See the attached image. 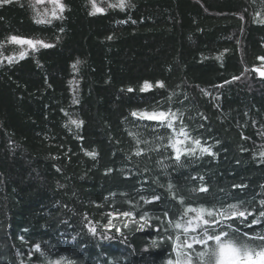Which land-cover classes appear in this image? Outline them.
Listing matches in <instances>:
<instances>
[{
    "label": "trees",
    "instance_id": "trees-1",
    "mask_svg": "<svg viewBox=\"0 0 264 264\" xmlns=\"http://www.w3.org/2000/svg\"><path fill=\"white\" fill-rule=\"evenodd\" d=\"M118 2L0 3V264H200L186 209L233 204L264 247V0Z\"/></svg>",
    "mask_w": 264,
    "mask_h": 264
},
{
    "label": "snow or ice",
    "instance_id": "snow-or-ice-1",
    "mask_svg": "<svg viewBox=\"0 0 264 264\" xmlns=\"http://www.w3.org/2000/svg\"><path fill=\"white\" fill-rule=\"evenodd\" d=\"M11 0H0V3H10ZM43 0H36V3H42ZM50 2L55 3L56 7L59 8L60 12H63L64 6L60 3V0H50ZM126 0H119L117 4L110 5V7H119L123 9L126 7ZM93 8L95 12H102L103 9L97 7L95 4H93ZM57 12L55 9L52 11V16L57 17ZM37 22L43 23L45 22L43 19L38 20ZM10 43L15 44H27L33 48L36 47V45H41L43 47H50L51 45L45 44L43 41H33L28 40L24 38H19L16 36H11L9 38ZM20 57H23L25 55L24 51L20 52ZM9 61H12L13 57H7ZM260 59H264V57H261ZM79 63V62H77ZM76 65H73V68L75 69ZM255 70V69H254ZM262 76H264V73H261ZM162 86V85H161ZM145 87H148L145 85ZM131 91V89H129ZM134 116L137 115V113H133ZM174 117V114H172ZM140 117L142 119H148V120H159L161 122V126H163L164 123L167 124L169 128H171L172 122L171 120L167 119L168 114L167 113H142L140 114ZM71 123L75 124L77 127L80 126V122L77 121H71ZM181 134H183L187 138V133L183 132V129H181ZM182 143V141L177 140L175 143H172L171 146L176 152L175 158L177 160L180 159L181 154L183 152H189L193 153L195 151L194 148L192 149H180L177 147L178 144ZM193 143L200 147L201 154L207 152L209 155H212L209 149L203 148L200 146V141L195 140ZM88 155H95L94 153H87ZM137 155H140V152L138 151L136 153ZM261 156H264V152L261 153ZM201 179H203L201 177ZM237 187H243V185H238ZM172 188V185H169V189ZM201 192H207L208 189L204 186H201L199 189ZM142 199H145L144 197H141ZM175 198V196H173ZM153 200H158L159 196H153ZM151 201L145 199V203H149ZM180 203L183 204V200H180ZM261 205H264V200L260 201ZM230 209V210H229ZM187 212H196L197 215L195 217H190L185 225H183V230L185 233H188L189 231H197L203 227V231L200 233V235L192 237L191 242L188 240L184 241L183 246L192 249L193 244H200L203 246V251H198L196 253V256L200 260V264H264V247H261L258 251L252 249L246 242L244 241H238L235 237L231 235V232H239L240 230L236 227H234L232 224L225 223L226 221L235 220L237 217L242 218L241 223H243L244 220L247 219V215H251L252 213H245V211H240L239 207L235 204L229 205L228 209L224 210H212V209H192L188 208L186 209ZM113 214L109 213V216L111 217ZM119 215H123L124 217H129L131 215L130 212H123L119 213ZM167 215V213H165ZM260 217H264V211H261L259 213ZM197 221L195 224H193V221ZM258 222V219H254L250 222V224L246 225L248 227H251L252 224H256ZM109 224H111V220L109 221ZM176 228H181L182 224L177 222L175 225ZM230 229V231L228 230ZM89 231L95 235L96 230L94 228H89ZM117 231H120V229H117ZM244 236H247L249 239H260L264 240V235H257V236H249L248 233H243ZM108 238V237H105ZM179 240V236L177 237ZM213 242V246L209 245V242ZM35 250L40 251V246L37 244L35 245ZM175 250V249H174ZM177 261L175 264H193V257L190 253L187 252H180L177 251ZM181 257H184V259H181ZM205 257H211L210 260L205 261ZM169 264H172L170 261Z\"/></svg>",
    "mask_w": 264,
    "mask_h": 264
},
{
    "label": "water",
    "instance_id": "water-1",
    "mask_svg": "<svg viewBox=\"0 0 264 264\" xmlns=\"http://www.w3.org/2000/svg\"><path fill=\"white\" fill-rule=\"evenodd\" d=\"M254 72L258 73L261 77H263V76L261 75V73H264L263 70L255 69Z\"/></svg>",
    "mask_w": 264,
    "mask_h": 264
}]
</instances>
